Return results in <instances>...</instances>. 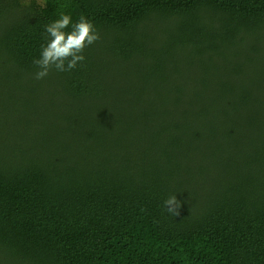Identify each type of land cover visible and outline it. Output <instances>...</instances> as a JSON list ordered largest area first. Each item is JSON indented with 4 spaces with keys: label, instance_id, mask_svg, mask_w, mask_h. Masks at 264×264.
Returning a JSON list of instances; mask_svg holds the SVG:
<instances>
[{
    "label": "trees",
    "instance_id": "trees-1",
    "mask_svg": "<svg viewBox=\"0 0 264 264\" xmlns=\"http://www.w3.org/2000/svg\"><path fill=\"white\" fill-rule=\"evenodd\" d=\"M263 78L264 0H0V264H264Z\"/></svg>",
    "mask_w": 264,
    "mask_h": 264
},
{
    "label": "clouds",
    "instance_id": "clouds-1",
    "mask_svg": "<svg viewBox=\"0 0 264 264\" xmlns=\"http://www.w3.org/2000/svg\"><path fill=\"white\" fill-rule=\"evenodd\" d=\"M69 27L71 30L65 31ZM44 34L46 43L41 45L39 58L33 60L38 69L34 76L37 80L47 77L52 70L70 72L76 69L85 60L84 49L100 39L93 23L83 15L73 23L71 15L64 13L45 26ZM164 206L168 212L179 215L181 203L176 195L169 196Z\"/></svg>",
    "mask_w": 264,
    "mask_h": 264
},
{
    "label": "rangeland",
    "instance_id": "rangeland-1",
    "mask_svg": "<svg viewBox=\"0 0 264 264\" xmlns=\"http://www.w3.org/2000/svg\"><path fill=\"white\" fill-rule=\"evenodd\" d=\"M22 1H24V2H40V0H22ZM18 3L19 4H21V0H18ZM263 80H264V78H263Z\"/></svg>",
    "mask_w": 264,
    "mask_h": 264
}]
</instances>
